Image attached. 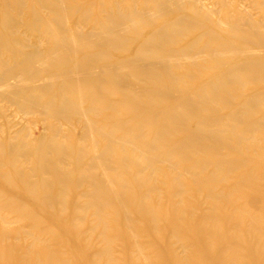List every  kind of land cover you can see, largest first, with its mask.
Returning <instances> with one entry per match:
<instances>
[{"label":"bare ground","instance_id":"6f19581e","mask_svg":"<svg viewBox=\"0 0 264 264\" xmlns=\"http://www.w3.org/2000/svg\"><path fill=\"white\" fill-rule=\"evenodd\" d=\"M248 3L0 0V264H264Z\"/></svg>","mask_w":264,"mask_h":264},{"label":"rangeland","instance_id":"374dc122","mask_svg":"<svg viewBox=\"0 0 264 264\" xmlns=\"http://www.w3.org/2000/svg\"><path fill=\"white\" fill-rule=\"evenodd\" d=\"M240 1L243 2L244 5L243 8L246 7V10L255 12L250 7L248 0H240ZM0 109L4 111V114L0 117V126L2 127L8 126L10 128V133L16 132L17 130L20 129L25 130L26 128L31 126L32 129L35 128L37 130L39 129L40 131H42L40 125L36 126V124H33L32 123L33 120H31L32 118H30V116L22 112L21 109L17 108L15 105H11L9 103H0ZM153 181L159 184V180L156 174L153 175Z\"/></svg>","mask_w":264,"mask_h":264}]
</instances>
